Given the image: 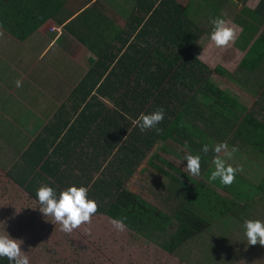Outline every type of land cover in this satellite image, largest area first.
<instances>
[{
	"label": "trees",
	"instance_id": "16d2710c",
	"mask_svg": "<svg viewBox=\"0 0 264 264\" xmlns=\"http://www.w3.org/2000/svg\"><path fill=\"white\" fill-rule=\"evenodd\" d=\"M247 1L186 0L182 5L176 0H145L143 12L130 13L135 26L115 28L114 21L104 27L106 17L87 7L72 20L75 13L66 6L67 0H0V32L17 43L23 44L51 22L62 32L48 28L49 39L59 32L56 44L62 49L67 51L65 41L71 38L89 53L83 74L77 75V67L62 78L72 84L64 103L38 111L40 118L32 130L37 134L25 148L18 134L24 128L18 105L14 115L6 107L3 115L0 109V164L10 166L5 170L9 178L34 201L41 185L57 193L84 186L88 198L98 204L93 216L122 219L129 233L165 254L179 255L190 240L206 233L218 243L229 237L228 251L234 250L239 259L254 247L260 249L259 244L248 245L247 252L234 248L245 220L264 221V92L246 87L264 82V0L254 10L259 21L233 13V22L243 27L235 42L244 52L236 73L219 66L207 68L196 51L202 38L209 39L210 19L225 20L220 7L227 4L223 8L227 12ZM213 74L246 88L257 99L248 108L229 89L214 83ZM6 79H0V90ZM19 89L25 92L23 85ZM0 98L8 100L6 95ZM160 107L161 131L141 133L133 121ZM185 142L188 152L201 155L198 178L188 177L167 158H183ZM220 142L229 149L248 148L245 162L255 182L240 172L230 187L209 182L215 153L201 149ZM158 144L149 164L166 180L152 204L130 192L127 182ZM9 147L15 153L6 150ZM231 227L234 231L228 236L225 232Z\"/></svg>",
	"mask_w": 264,
	"mask_h": 264
},
{
	"label": "rangeland",
	"instance_id": "374dc122",
	"mask_svg": "<svg viewBox=\"0 0 264 264\" xmlns=\"http://www.w3.org/2000/svg\"><path fill=\"white\" fill-rule=\"evenodd\" d=\"M179 2L182 3L183 1L179 0ZM227 23L229 26L234 24L230 21ZM49 25L50 22L44 27H48ZM44 30L47 31L48 28H43L42 32ZM204 32H206V29ZM2 34L4 33H0V79L9 77V72L12 71L13 67L15 68L16 64H18L16 70L19 73H21L23 69L29 72H35L38 68H44L43 72H40L42 80L50 79V81H45L46 94L50 96L48 100L45 99L46 105L50 108V106L53 105V101H55V105L60 106L62 98L65 100L68 93L71 91L72 84L63 81L62 78L51 79L54 76L50 75V68L44 63H37L38 60L34 61L35 59H31L30 57L16 60L14 56H10L17 55L18 52H9L10 55H8L7 50L16 48L13 46H18V44H14L10 41L9 37H4ZM68 39L70 40L71 38H67L66 40ZM53 43L54 45H51V49L47 54H55L53 50L60 46L58 45L57 47L55 40L51 41V44ZM197 44L199 47L198 58L209 69L219 66L230 73H234L239 61L243 57V53L239 55V53L234 50L233 44L229 45L227 48H216L211 43L210 39L204 40V38ZM24 50H26L25 47ZM77 50L78 48H76V51ZM41 51L42 49H39V53ZM79 57V61H76V59L72 64L71 62H67L66 65L70 66L71 64V70L77 67L80 69L85 68L86 60H84V55H80ZM55 64L58 71H65L62 65H57L56 62ZM29 78L30 76L24 77L22 83L26 82ZM211 79L221 88L229 89L233 92L242 100V103L249 108L254 103L255 97L244 91L240 86L230 83V81L215 74L212 75ZM9 82H11V80H9ZM6 86H8V84ZM0 95H6L11 100L14 99L13 95L8 91L0 90ZM11 100L6 101L4 105H6L7 112H13L14 115V103ZM45 101L43 100V104H45ZM37 109H39V107L32 103V107L25 108V111L36 114L38 112ZM19 110L21 112L23 111V109ZM47 112H49V109ZM35 120L36 118L32 115L29 124H27V121L22 116L21 121L24 128L23 130L19 129L18 133L20 142L23 144L22 148H25L37 134L32 132L33 124H31V122ZM158 146L159 144L147 154L141 164L136 167L127 182L130 192L139 195L144 201L152 204L157 202L152 201L153 195L156 194V192H162L160 190L162 186L160 185L161 181L166 180L163 175L159 174L149 164V162L153 160L154 154L158 152ZM22 148H19L17 157L13 158V161L11 160L12 162L16 163V160L20 157ZM245 149L239 148V150H237L235 148L233 158L228 160L227 163L234 167H242L243 171L240 173L255 182L256 179L252 177L250 166L245 162L248 148ZM6 150L15 153V149L11 150V147ZM167 158L173 161L182 170L186 167V161H182L183 158L181 157L178 158L170 155L167 156ZM27 205L30 206V209L26 208ZM8 212L10 216L8 219L9 222H7L9 223L7 233L11 238L23 241L21 249L26 252L25 254L29 257L30 264H264V246H261L260 249L254 247L252 251L248 253V245L245 242L244 234L240 235V233L235 248L231 243V249L234 248L236 251L244 250L247 252V255L240 259L233 253L235 252L234 250L233 252L228 251L230 243L227 244V241L229 237L225 243H218V240L214 237L212 238L213 234L209 233L190 240L187 245L179 250V255L165 254L158 247L144 242V240L129 233L126 229L124 231H117L111 224L112 220L101 215L93 216L90 224L82 225L71 234H66L60 230L58 224L54 225L50 221H46L39 211L37 202L27 197L20 187L5 174L4 170H2L0 172V216L2 217L0 218V234H4L5 225L7 224L4 220ZM229 231L232 235L234 230L231 227L225 232L228 236ZM216 243L218 245L214 250L213 248ZM223 253L226 254L225 257H222ZM210 255L212 256L211 259H209ZM180 257H183V261Z\"/></svg>",
	"mask_w": 264,
	"mask_h": 264
},
{
	"label": "clouds",
	"instance_id": "9594fccd",
	"mask_svg": "<svg viewBox=\"0 0 264 264\" xmlns=\"http://www.w3.org/2000/svg\"><path fill=\"white\" fill-rule=\"evenodd\" d=\"M212 25L209 39L216 48H227L237 39V31L234 27L221 18L210 19ZM16 87L22 86V81H15ZM164 120V109L162 107L144 114L141 113L133 124L137 126L141 133L149 130L161 131L158 125ZM183 149L186 155L182 161H186L183 171L188 177H199L201 175V155L188 152V144L185 142ZM215 153L212 164L213 170L209 176V182L219 181L225 187H230L236 179L238 172H242V167H233L227 163L233 158L235 148L229 150L226 142H220L210 148L208 144L202 146L201 152L207 154L209 151ZM223 154V155H221ZM181 161V162H182ZM35 199L40 213L46 221L54 225L58 224L60 230L66 234H71L82 225L90 224L93 215L98 211V204L95 200L88 198V189L84 186H70L57 193L49 185H41L35 193ZM35 209V208H34ZM111 224L117 231H124L126 225L122 219H113ZM244 238L247 245L264 246V221L248 219L242 224ZM23 241L13 239L4 231L0 234V260L6 259L8 264H30L29 257L22 251Z\"/></svg>",
	"mask_w": 264,
	"mask_h": 264
},
{
	"label": "crops",
	"instance_id": "0c3cea01",
	"mask_svg": "<svg viewBox=\"0 0 264 264\" xmlns=\"http://www.w3.org/2000/svg\"><path fill=\"white\" fill-rule=\"evenodd\" d=\"M67 1L68 2H67L66 6H68V8L70 7L71 10L75 13L72 20L76 17V15L78 13H80L81 11H83L84 8L87 7V8H90L91 11H93L95 13L98 12V13L103 14L102 17H106L103 20V24L106 23L107 25H104V27H111V25H109V23L114 21L115 28H125L126 25L129 26L130 24H131V26H135L136 24H132L129 21L131 19L130 13L133 14L134 12L137 13L139 11L143 12V10H145V8H146L145 0H67ZM176 1L178 3H180L179 0H176ZM182 1L183 2L180 4L184 5L186 3V0H182ZM259 2H260V0H248L246 2V4L236 5L235 8H232V9L227 8V10H228L227 12L225 10H223V8H225V6L227 4L225 6L219 8L221 13L223 14L222 17L225 18V21H227V22L230 21L231 23H234V24H231V26L234 27L237 31V39L235 40V42L238 40V38H240V35L243 31V27L236 24V22H233V19H232L233 13H235V14L242 13L243 15H245V17H247V15H248L249 18H246V21H252L253 18H254V21H259L260 18H258L257 15L254 14L255 7L258 5ZM92 18L93 17L89 18V22L92 25H95V23L92 21ZM45 25H47V24H45ZM44 26H41L37 30V32L35 34H33L31 37H29L23 44L17 43L16 41H14L9 36L2 34V35H4V37H9L10 41H12L14 44H18V46H13L16 48L7 50L8 55H9V52H13V53L18 52L17 55H10V56H14L16 60H19V58L20 59L21 58L27 59L28 57H30L31 59H35L34 61L38 60L37 63L41 62V63L46 64V66L50 68V75L54 76L51 79L63 78L66 74H68L71 70L70 69L71 64L76 59H77L76 61H79L80 55H84V57H85L84 60L87 61L88 56H89L88 51L85 49V47H83L75 39H73V40L68 39L65 41L67 51L65 49H62V47H60V46L58 47V45H57L58 48L55 47L57 49L53 50L55 52V54H47V52L51 49V45H54V43L51 44V41L55 40V44H56V40L58 39L59 32L53 39H49L47 36V33H46L47 31L44 30L42 32V29L43 28H45V29H47V28H59L56 30L62 32V28L54 25V23H51V22H50V25L48 27L47 26L44 27ZM260 26L261 25H259V27ZM0 33H3V32H0ZM235 42L233 43L234 50H236V52L239 53V55L241 53H243V56H244V52H242L241 50H239L238 48L235 47ZM24 47L26 50H24ZM76 48H78L77 51H76ZM39 49H42V51L40 53H39ZM198 49H199V47L197 44L196 45L197 57H198ZM37 52H38V54H37ZM242 58H241V60H242ZM240 61H239V63H240ZM14 62H15V60H14ZM55 62L57 63V65L58 64L62 65V67L64 68L65 71L64 72L58 71ZM67 62H71L70 66L66 65ZM239 63H238V65H239ZM17 65L18 64H16L15 68L13 67L12 71L9 72V74H8L9 77L6 79L7 82L5 81L6 84H4V87H2L3 89H1V91H8L11 95H13L14 99L11 100L7 96L8 100L13 101L14 105L15 104L18 105L19 109H23V111H22L23 118L27 121V124H29V120L32 117V115L36 119H38V118H40V114H39V112H37L36 114H31L29 111H25V108L32 107V103H34L35 106L37 105L39 107V109H37L38 111L41 110L42 108H48L46 105L45 99L48 100V98L50 96H48L46 94L47 90H46V86H45V81H50V79L48 78L47 80H42V76H40V72H43L44 68H38L35 72H29L26 69H23L21 71V73H19L16 70ZM237 68H238V66H237ZM237 68H236V71L234 73L237 72ZM71 71H73V73H74L77 70H76V68H74ZM85 71H86V68L79 69L77 71L78 72L77 75L83 74ZM26 76H30V78L26 82L22 83V85L25 89V92H21L19 87H16L15 81L17 79L23 81L22 79H24V77H26ZM9 80H11V82H9ZM7 84H8V86H6ZM41 84L44 85L45 87H41ZM11 85H12V87H11ZM246 87L252 88V90L264 92V82L261 83L260 85L254 86V87H251V85L248 84ZM241 88L244 91H246L247 93H249V90L247 91L246 88H244V87H241ZM253 97H255V96H253ZM35 98L37 99V101ZM256 99H257V97H255V100ZM8 100H3L2 98H0V105H1L0 109H3V111L5 110L4 104ZM43 100L45 101V104H43ZM64 101H65L64 98H62L61 104H63ZM55 104H56L55 101H53V105L50 106V109L53 108V106ZM3 115H5V113H3ZM35 121H32L31 124H35ZM9 167L10 166L3 168V165L0 164V170L1 171L2 170L5 171ZM5 174L7 175L6 171H5ZM12 181L14 182V180H12ZM9 216H10V214L8 212L5 215V220H4L6 223L9 222L8 221ZM0 218H2V217L0 216ZM8 228H9V223H7L5 225L4 231L7 232Z\"/></svg>",
	"mask_w": 264,
	"mask_h": 264
}]
</instances>
